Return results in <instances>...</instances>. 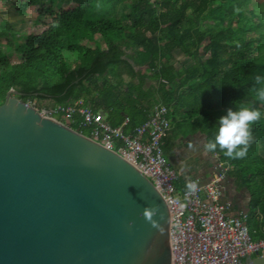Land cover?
Returning a JSON list of instances; mask_svg holds the SVG:
<instances>
[{"label":"trees","instance_id":"1","mask_svg":"<svg viewBox=\"0 0 264 264\" xmlns=\"http://www.w3.org/2000/svg\"><path fill=\"white\" fill-rule=\"evenodd\" d=\"M13 1L16 13L33 6L37 18L21 33L1 31L0 16V105L11 89L23 101L82 100L131 133L164 104L170 119L177 114L181 123L197 126L206 141L229 108L259 110L244 158H229L219 148L210 154L229 165L237 188L246 189L248 224L263 234L264 102L254 89L255 76L264 75V10L252 7L258 0ZM118 2L130 13L97 9ZM66 53L77 54L73 66ZM179 183L187 188L181 176Z\"/></svg>","mask_w":264,"mask_h":264},{"label":"water","instance_id":"2","mask_svg":"<svg viewBox=\"0 0 264 264\" xmlns=\"http://www.w3.org/2000/svg\"><path fill=\"white\" fill-rule=\"evenodd\" d=\"M18 96L0 105V264H171L170 210L154 184Z\"/></svg>","mask_w":264,"mask_h":264},{"label":"built area","instance_id":"3","mask_svg":"<svg viewBox=\"0 0 264 264\" xmlns=\"http://www.w3.org/2000/svg\"><path fill=\"white\" fill-rule=\"evenodd\" d=\"M39 101L30 98L25 103L42 116L60 117L80 132L87 130L85 135L119 154L154 184L170 210L171 264H244L248 256L264 255V228L257 235L248 224V212L233 214L225 199L227 163L218 161L205 181L188 180L196 183L194 192L181 187L163 152L171 128L166 105L155 106L145 122L126 133L124 124L112 126L101 111L95 112L82 100L52 106Z\"/></svg>","mask_w":264,"mask_h":264},{"label":"rangeland","instance_id":"4","mask_svg":"<svg viewBox=\"0 0 264 264\" xmlns=\"http://www.w3.org/2000/svg\"><path fill=\"white\" fill-rule=\"evenodd\" d=\"M58 1L61 5L65 4L60 0ZM112 7H114L113 11H111ZM252 7L264 10V0H258ZM97 9L111 16L129 14L131 11V8L125 2H118L116 4L105 3L104 6H98ZM16 10L17 8L13 0L0 1V16L5 20V23L1 25V31L4 32L13 29L21 33H26L27 28L37 18L36 8L33 6L23 15L16 13ZM222 25L226 26V23ZM101 43L103 44V40H101ZM76 55L75 53L65 54V59L68 64L73 66L76 63ZM39 102L46 106H52L54 104L52 101ZM102 114L106 113L102 111ZM58 118L61 119L60 117ZM62 121L67 123L65 120ZM170 121L171 128L163 145V152L167 161L177 171L178 175L186 181L191 178L200 179L201 181L209 179L216 171L215 168L219 160L216 155L205 152V136L199 131L197 126L181 123L177 114L172 115ZM224 185L225 197L227 199H233L238 204L239 202L245 204L248 201L246 189L237 188L230 177H227Z\"/></svg>","mask_w":264,"mask_h":264},{"label":"clouds","instance_id":"5","mask_svg":"<svg viewBox=\"0 0 264 264\" xmlns=\"http://www.w3.org/2000/svg\"><path fill=\"white\" fill-rule=\"evenodd\" d=\"M255 84L256 97L260 102H264V75H256ZM260 117L261 112L254 107L229 108L219 117L213 137L205 142V152L214 153L219 148L229 158H244L252 139L251 125ZM186 187L189 192H194L196 183L189 182Z\"/></svg>","mask_w":264,"mask_h":264},{"label":"crops","instance_id":"6","mask_svg":"<svg viewBox=\"0 0 264 264\" xmlns=\"http://www.w3.org/2000/svg\"><path fill=\"white\" fill-rule=\"evenodd\" d=\"M177 58L178 59H181V60L182 59L183 60L185 59L184 55L183 54H180V53H177ZM103 116L106 118V114H103ZM225 199L230 203L231 211H232L233 214H238L240 211H244L245 209H247V206H248L247 203L248 202H245L244 201L245 204L244 203L241 204L240 202L238 204V202L235 201V200H233V199L232 200H229V198L227 199V197H225Z\"/></svg>","mask_w":264,"mask_h":264}]
</instances>
